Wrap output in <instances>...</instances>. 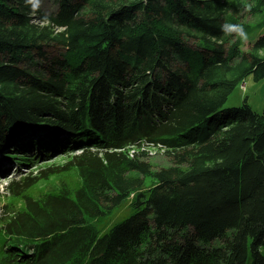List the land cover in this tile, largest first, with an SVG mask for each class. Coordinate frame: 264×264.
Segmentation results:
<instances>
[{"label": "trees", "instance_id": "16d2710c", "mask_svg": "<svg viewBox=\"0 0 264 264\" xmlns=\"http://www.w3.org/2000/svg\"><path fill=\"white\" fill-rule=\"evenodd\" d=\"M33 2L0 0V176L63 159L3 186L0 264H264V107H223L264 79V0Z\"/></svg>", "mask_w": 264, "mask_h": 264}, {"label": "rangeland", "instance_id": "374dc122", "mask_svg": "<svg viewBox=\"0 0 264 264\" xmlns=\"http://www.w3.org/2000/svg\"><path fill=\"white\" fill-rule=\"evenodd\" d=\"M37 1H38L39 5L41 6V8L47 13H49L55 9V6H56L55 0H37ZM258 19H259L258 16H254L252 14H246V16L243 19V22L244 23L247 22L249 24L254 25ZM256 27H257V25H256ZM256 31L246 35L245 38H243L242 49H247V47L249 45V41L251 40L252 35H255ZM242 82H244V83H242ZM241 83H242V86H241ZM245 98H246L247 103L250 105V107L252 109H254L257 112H261L263 110V107H264V79H257L256 80L253 78L252 75L246 76L243 79V81H240V83H238L234 87V89L232 90V92L228 96L223 107L239 106L243 103V100ZM155 148L156 147H153V146H150V148H148L147 159H149L152 163H154L156 165L167 164L168 162L163 158V153H162L163 151H160V150L154 151ZM7 150L13 151V148L8 147ZM82 150L83 149L80 148V149H76L75 151L81 152ZM54 156H55L54 159H52L50 161H46V162H42V163H36V164H33L31 167H28V168L20 167V169H19V166H17L16 163L15 164L13 163L9 169V172H11V173L6 175V177L0 176V203H2L5 200H8V196L6 195L7 193L5 192V189L3 188V186L9 180L10 175H13V177H15L16 175L18 176L19 174L23 175L25 173H28L27 171H30V169L36 170L37 167H40L44 163L60 162L63 159L62 155L55 154ZM0 161H4V160L0 159ZM58 178L64 179V180L68 181L69 183H72L76 179V172L69 171V172L64 173L60 177L59 176L51 177L46 183L40 182V183L34 185L30 189V191L32 193L36 194L37 192L52 189L53 187H56V182H57ZM17 201L18 200H15V202H17ZM130 212L131 211H130V207H129V200L127 198V199H124L121 202V204H119L107 216V218L103 222L97 224L99 231H100V234L103 233L108 227L113 225L115 222L120 221L123 218L129 216Z\"/></svg>", "mask_w": 264, "mask_h": 264}, {"label": "clouds", "instance_id": "9594fccd", "mask_svg": "<svg viewBox=\"0 0 264 264\" xmlns=\"http://www.w3.org/2000/svg\"><path fill=\"white\" fill-rule=\"evenodd\" d=\"M28 2L33 3V6L35 7V4H34L33 0H28ZM240 34L243 35L242 32Z\"/></svg>", "mask_w": 264, "mask_h": 264}, {"label": "built area", "instance_id": "2783aa9c", "mask_svg": "<svg viewBox=\"0 0 264 264\" xmlns=\"http://www.w3.org/2000/svg\"><path fill=\"white\" fill-rule=\"evenodd\" d=\"M133 150L132 149H130V153L132 152Z\"/></svg>", "mask_w": 264, "mask_h": 264}]
</instances>
